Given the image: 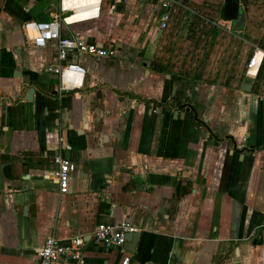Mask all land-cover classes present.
<instances>
[{"label":"crops","instance_id":"crops-1","mask_svg":"<svg viewBox=\"0 0 264 264\" xmlns=\"http://www.w3.org/2000/svg\"><path fill=\"white\" fill-rule=\"evenodd\" d=\"M171 2L162 29L156 1L0 0V264H40L49 236L90 239L98 225L122 222L138 228L134 254L88 243L79 264H264V30L243 4L249 38L227 21L252 47L236 77L220 34L177 63L166 52L182 36L179 17L205 0ZM61 6L73 11L63 36L115 52L71 55L87 77L69 94L48 71L57 43L38 49L23 30ZM254 51L260 68L249 79ZM23 85L36 87L32 103ZM167 105L180 114L192 105L197 117L174 119L161 113ZM59 154L76 165L67 195L53 179Z\"/></svg>","mask_w":264,"mask_h":264},{"label":"built area","instance_id":"built-area-1","mask_svg":"<svg viewBox=\"0 0 264 264\" xmlns=\"http://www.w3.org/2000/svg\"><path fill=\"white\" fill-rule=\"evenodd\" d=\"M128 0H120L127 2ZM156 1L157 5L165 11L161 16L160 28L165 29L171 19L170 9L171 0H146ZM98 10L100 5L98 4ZM117 6L114 7L116 10ZM73 11H67L65 6L55 13L54 18L45 23H36L26 21L23 30L27 41L38 49H44L50 42H56L58 51L55 64L48 67V71L56 74L60 78V94L74 93L82 90L85 86L87 70L73 62L70 56L88 55L95 58L113 57L115 52L107 49L102 43L88 41L80 37L63 36V26L68 24L67 14ZM75 13V12H74ZM258 52L251 58L247 67V77L254 79L260 68ZM57 167L53 179L58 185L60 195L70 193L72 174L76 170L75 163L63 156L58 155L55 158ZM138 232V228L128 222L117 224H100L92 233L90 239L85 236L73 237L63 240L55 235L49 236L42 250L39 253L40 264H79L83 261L85 249L88 243H92L94 248L110 252L116 249H124L127 243V235ZM122 264H132L131 257L124 258Z\"/></svg>","mask_w":264,"mask_h":264},{"label":"rangeland","instance_id":"rangeland-1","mask_svg":"<svg viewBox=\"0 0 264 264\" xmlns=\"http://www.w3.org/2000/svg\"><path fill=\"white\" fill-rule=\"evenodd\" d=\"M240 2L241 5L243 4L245 6L246 11H251V18H254L257 24L262 26L260 29L264 30V0H240ZM224 6L225 0H205L204 5L201 4L199 7L196 5L192 6L189 11L184 12L185 16L183 15L182 17H179L180 24L184 25V28H181V30L179 29V33H181L182 36L177 39V44H171V50L166 52L167 55H170V59L173 60L175 56V61H177V63L182 62V64H186L188 62L190 50L205 51L211 41L215 40H213V38L220 34L225 36V68L231 65L229 67L231 70L229 74L238 73L241 62L245 57L247 58L248 55H250L249 50H252V47L247 45L244 41H237V39L232 37V22L229 24L224 20ZM241 9L244 12L243 6H241ZM259 16H261L260 19ZM242 32L243 31L238 32L239 36L243 39H248L249 34ZM207 33L210 34L209 37H206ZM197 34H199L198 38L195 37ZM258 42L259 40L256 39L252 43L258 44ZM175 52L177 53L176 55ZM228 53L230 54L228 57L233 54L232 58L230 57L229 62L227 61L228 59L226 56ZM183 67L184 66H181V68ZM185 73L190 74L191 72L189 70L186 72L179 70L176 74L184 75ZM211 74L212 71H209V75ZM236 76L237 74L235 77Z\"/></svg>","mask_w":264,"mask_h":264},{"label":"water","instance_id":"water-1","mask_svg":"<svg viewBox=\"0 0 264 264\" xmlns=\"http://www.w3.org/2000/svg\"><path fill=\"white\" fill-rule=\"evenodd\" d=\"M124 10V4H118L116 11L117 12H123ZM224 18L228 22L233 23V30L234 31H241L246 23V17L245 13L241 9V3L240 0H225V9H224ZM28 70V67H27ZM17 76L22 77V71L18 69V72L16 73ZM24 88V96L26 97L27 101L32 103L35 100V95H36V87L33 85L30 88H26L25 85L22 86ZM243 90L246 92H250L251 90V84L247 83L245 86H243ZM174 103V101L172 102ZM177 107H180L181 104L177 103ZM140 104H137L134 108H139ZM185 112L180 114L179 109L174 110L172 106H165L162 110V114H171L173 113L174 119H178L180 117H184L185 114L193 113L192 119H196L197 117V112L194 108V106H188L184 107ZM152 112V111H151ZM155 112L159 113L160 108L158 107ZM200 124H198L199 126ZM139 241V233H134V234H128L127 235V243L125 245V250L134 254L137 244Z\"/></svg>","mask_w":264,"mask_h":264},{"label":"bare ground","instance_id":"bare-ground-1","mask_svg":"<svg viewBox=\"0 0 264 264\" xmlns=\"http://www.w3.org/2000/svg\"><path fill=\"white\" fill-rule=\"evenodd\" d=\"M72 1H74V2H77L78 4L79 3H83L85 0H72ZM87 1V0H86ZM76 8H78V7H76ZM79 9V8H78ZM79 11L80 12H83L84 10L83 9H79ZM84 16H85V14H84ZM261 56H262V54H261Z\"/></svg>","mask_w":264,"mask_h":264},{"label":"trees","instance_id":"trees-1","mask_svg":"<svg viewBox=\"0 0 264 264\" xmlns=\"http://www.w3.org/2000/svg\"><path fill=\"white\" fill-rule=\"evenodd\" d=\"M223 16H224V14H223ZM226 20V19H225ZM170 105V104H169ZM159 106H161V104H159Z\"/></svg>","mask_w":264,"mask_h":264}]
</instances>
